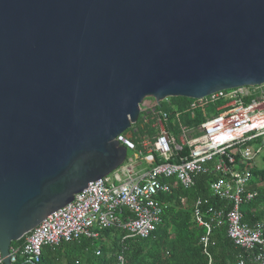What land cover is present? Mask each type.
<instances>
[{
	"label": "water",
	"instance_id": "95a60500",
	"mask_svg": "<svg viewBox=\"0 0 264 264\" xmlns=\"http://www.w3.org/2000/svg\"><path fill=\"white\" fill-rule=\"evenodd\" d=\"M262 85L264 0H0L3 264L123 166L145 100Z\"/></svg>",
	"mask_w": 264,
	"mask_h": 264
},
{
	"label": "built area",
	"instance_id": "2783aa9c",
	"mask_svg": "<svg viewBox=\"0 0 264 264\" xmlns=\"http://www.w3.org/2000/svg\"><path fill=\"white\" fill-rule=\"evenodd\" d=\"M160 103L147 99L140 106V125H148L151 132L141 136L139 149L128 133L115 138L133 153L129 162L140 159L148 168L135 174L133 166H121L88 184L68 205L25 235L21 244L11 243L10 264H21L19 260L37 264L43 247L97 239L101 230L111 227L122 230L124 239H145L161 222L163 207L156 197L169 192L167 180L174 179L188 189L197 176L210 168L221 175L209 185L210 194L230 207L205 209L206 201L200 199L192 205V220L204 229L198 244L207 264L213 263L212 227L223 225L228 240L246 254L248 261L264 264V222L249 225L243 222L240 213L241 205L256 197L255 192L246 190L249 171L256 167L257 159H264V85L217 91L190 100L180 111L173 109L179 131L177 140L167 130L168 114ZM196 112L205 119L198 126L188 127L179 121L186 114L195 118ZM183 150L187 151L184 157L171 161ZM0 264H3L1 255ZM115 264H125L121 254ZM236 264H245L244 258L239 256Z\"/></svg>",
	"mask_w": 264,
	"mask_h": 264
},
{
	"label": "trees",
	"instance_id": "16d2710c",
	"mask_svg": "<svg viewBox=\"0 0 264 264\" xmlns=\"http://www.w3.org/2000/svg\"><path fill=\"white\" fill-rule=\"evenodd\" d=\"M190 103L185 98H169L160 103V108L168 114L167 130L177 140L179 131L174 116ZM190 119L182 115L179 121L188 126H198L204 122L200 112ZM141 114L136 123L126 132L139 149L141 136L151 132L148 125L141 127ZM186 150L175 154L171 161L177 162L184 157ZM158 163V161H156ZM250 179L246 186L249 192H255L256 197L240 207L242 220L249 225L260 222L264 216V169H250ZM221 178L213 169L194 179V184L188 189L182 188L174 179L167 180L170 186L168 193L159 194L156 200L163 207L161 222L153 234L145 239L126 238L125 233L118 228H107L99 232L97 239H80L72 243H64L58 247H43L37 264H115L116 257L121 254L125 264H207L198 244L204 229L197 227L192 220V205L197 200L206 201L205 209L229 208L225 202L213 197L209 185ZM183 200V203L181 202ZM261 215H260V214ZM225 226L212 227L211 248L212 264H236L239 256L245 264H253L246 259V254L236 248L226 237ZM23 239L15 244H21ZM99 251L97 255L96 252ZM22 263V260H19Z\"/></svg>",
	"mask_w": 264,
	"mask_h": 264
},
{
	"label": "rangeland",
	"instance_id": "374dc122",
	"mask_svg": "<svg viewBox=\"0 0 264 264\" xmlns=\"http://www.w3.org/2000/svg\"><path fill=\"white\" fill-rule=\"evenodd\" d=\"M130 135V133H128ZM133 155L131 151H127V160L124 162L123 166H135L136 160L133 161L132 163L129 162V158ZM255 165L257 168H262L264 169V159L259 158L255 161Z\"/></svg>",
	"mask_w": 264,
	"mask_h": 264
},
{
	"label": "crops",
	"instance_id": "0c3cea01",
	"mask_svg": "<svg viewBox=\"0 0 264 264\" xmlns=\"http://www.w3.org/2000/svg\"><path fill=\"white\" fill-rule=\"evenodd\" d=\"M147 168H148V166L142 160L138 159V160H136V163L134 166V173L140 174V173L144 172ZM260 221L264 222V216L261 217Z\"/></svg>",
	"mask_w": 264,
	"mask_h": 264
},
{
	"label": "flooded vegetation",
	"instance_id": "af4514ba",
	"mask_svg": "<svg viewBox=\"0 0 264 264\" xmlns=\"http://www.w3.org/2000/svg\"><path fill=\"white\" fill-rule=\"evenodd\" d=\"M26 264H31V263H28V262H27Z\"/></svg>",
	"mask_w": 264,
	"mask_h": 264
}]
</instances>
